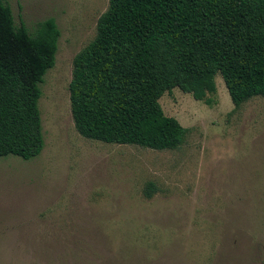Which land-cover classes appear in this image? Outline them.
<instances>
[{
  "label": "rangeland",
  "instance_id": "1",
  "mask_svg": "<svg viewBox=\"0 0 264 264\" xmlns=\"http://www.w3.org/2000/svg\"><path fill=\"white\" fill-rule=\"evenodd\" d=\"M109 1L7 0L16 26L54 18L61 37L41 85L43 151L0 158V264H264L263 97L235 109L220 74L210 103L165 93V114L188 129L176 150L77 131L73 63Z\"/></svg>",
  "mask_w": 264,
  "mask_h": 264
},
{
  "label": "trees",
  "instance_id": "2",
  "mask_svg": "<svg viewBox=\"0 0 264 264\" xmlns=\"http://www.w3.org/2000/svg\"><path fill=\"white\" fill-rule=\"evenodd\" d=\"M60 37L54 18L34 33L16 26L0 0V158L29 161L45 147L41 85ZM218 74L235 109L264 98V0H110L95 39L74 59L75 127L88 140L176 150L188 129L160 99L179 88L210 103ZM153 193L150 184L146 196Z\"/></svg>",
  "mask_w": 264,
  "mask_h": 264
}]
</instances>
